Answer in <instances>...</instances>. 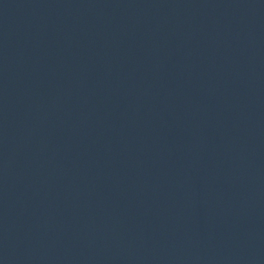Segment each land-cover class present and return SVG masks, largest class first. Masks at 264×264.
I'll return each mask as SVG.
<instances>
[{"label":"water","instance_id":"95a60500","mask_svg":"<svg viewBox=\"0 0 264 264\" xmlns=\"http://www.w3.org/2000/svg\"><path fill=\"white\" fill-rule=\"evenodd\" d=\"M0 264H264V0H7Z\"/></svg>","mask_w":264,"mask_h":264}]
</instances>
